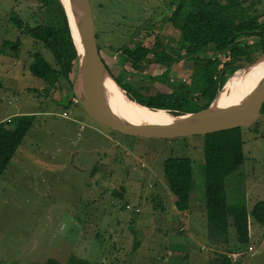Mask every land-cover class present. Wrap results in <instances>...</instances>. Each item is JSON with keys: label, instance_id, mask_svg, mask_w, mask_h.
<instances>
[{"label": "rangeland", "instance_id": "1", "mask_svg": "<svg viewBox=\"0 0 264 264\" xmlns=\"http://www.w3.org/2000/svg\"><path fill=\"white\" fill-rule=\"evenodd\" d=\"M89 2L104 63L114 75L121 68L132 71L126 60L120 66L111 46L126 42L136 28L138 35L151 23L159 30L166 0ZM12 12L32 27L52 22L50 10L35 0H0V118L9 124L29 120L20 125L21 141L0 174V264H45L47 258L62 261L69 254L97 264H206L227 248L241 253L233 264H264V221L248 217L247 229L240 233L230 218L226 246L214 243L208 233L201 134L140 137L93 120L71 102L67 87L29 72L33 50L46 59L51 54L30 34L18 31ZM162 28L174 33L166 23ZM16 35L21 41L14 56L1 41H13ZM143 43L149 45L151 38ZM217 57L219 65L224 57ZM181 66L180 60L173 62L168 76L184 77ZM158 71L153 64L140 70ZM136 80L127 82L134 85ZM152 87L163 90L164 84ZM17 109L35 112L11 115ZM62 110L67 114L62 116ZM263 129L264 112L240 127L245 160L225 178L227 202L244 204L246 211L255 199H264V137L258 136ZM167 155L191 159L192 187L186 193L174 195L166 187L161 167ZM97 159L100 165L92 173ZM247 244L253 249L247 250Z\"/></svg>", "mask_w": 264, "mask_h": 264}, {"label": "trees", "instance_id": "2", "mask_svg": "<svg viewBox=\"0 0 264 264\" xmlns=\"http://www.w3.org/2000/svg\"><path fill=\"white\" fill-rule=\"evenodd\" d=\"M35 1L39 7L46 6L50 10V25L37 24L32 27L13 12L11 20L21 34H30L37 43L46 47L51 57L46 59L39 49H35L26 67L32 75L45 78L50 84L67 87L72 97L71 80L76 56L64 9L59 0ZM165 7L166 17L160 20L159 30H154L151 23L145 32L138 35L136 28L126 42L118 47L111 46L118 55L120 66L126 60L132 71L121 68L114 75L105 64L114 81L140 104L164 109L174 115L203 108L211 101L227 75L264 52V0H166ZM155 18L150 16L152 21ZM165 23L174 31L175 34H172L175 37L163 31L162 25ZM97 34L95 32V39ZM146 37L151 38L149 45L143 43ZM20 41L16 35L13 41L2 39L1 44H8L16 56ZM96 43L100 50L97 40ZM218 55L224 57L219 65L215 62ZM176 60L182 63L184 77L170 80L167 70ZM146 64L159 67L160 73H141V67ZM131 77L137 79L136 84H128ZM155 82L164 84V89L155 90L152 87ZM263 112L264 101L260 114ZM24 120L28 124L26 118L10 124L9 121L0 120V174L21 141L24 130L19 127ZM240 127L201 134L205 225L214 243L222 246L228 244L226 236L230 218L241 229L240 233L246 231L248 217L256 223L264 221L263 198L255 199L248 211L244 204H229L226 200L225 178L245 160ZM258 136L264 137V129ZM97 160L92 166V173L100 165ZM161 171L165 185L172 194L180 195L191 189V159L188 156H165ZM233 250L227 248L224 252H215L206 264H233L227 256V252ZM44 262L97 264L77 254H69L62 261L47 258Z\"/></svg>", "mask_w": 264, "mask_h": 264}, {"label": "water", "instance_id": "3", "mask_svg": "<svg viewBox=\"0 0 264 264\" xmlns=\"http://www.w3.org/2000/svg\"><path fill=\"white\" fill-rule=\"evenodd\" d=\"M59 1L64 9L75 47V70L71 80V91L83 110L93 120L127 135L174 138L244 126L254 122L259 117L260 107L264 101V72L245 93L233 101L218 106L214 104V99L236 71L251 65L259 58H264V52L255 55L227 75L211 101L203 108L176 115L166 111L168 115L180 117L160 125L138 124L127 120L113 110L109 104L106 86L109 80L115 83L131 102L148 109L153 110V108L130 98L125 90L114 81L107 70L100 50L97 47L89 0H69L76 30V41L71 32L66 6L62 0Z\"/></svg>", "mask_w": 264, "mask_h": 264}, {"label": "bare ground", "instance_id": "4", "mask_svg": "<svg viewBox=\"0 0 264 264\" xmlns=\"http://www.w3.org/2000/svg\"><path fill=\"white\" fill-rule=\"evenodd\" d=\"M62 1L66 6L71 32L76 41V30L71 15V5L69 0ZM263 72L264 58H259L251 65L236 71L224 88L217 93L214 104L222 106L241 96L256 82ZM106 86L111 108L131 122L146 125H160L174 121L180 117L168 115L163 109L152 110L131 102L124 95L123 91L110 80L106 83Z\"/></svg>", "mask_w": 264, "mask_h": 264}, {"label": "built area", "instance_id": "5", "mask_svg": "<svg viewBox=\"0 0 264 264\" xmlns=\"http://www.w3.org/2000/svg\"><path fill=\"white\" fill-rule=\"evenodd\" d=\"M248 41H250V39ZM158 72H160V69H159ZM181 78H183V77H181ZM169 79L172 80L171 77H169ZM71 102L78 103L77 98L75 96H72L71 97ZM66 114H67V111H65V110L61 111V115L62 116L66 115ZM80 126H81V124H80ZM124 207L127 208V209L134 210V211L138 210L137 207H132L128 203H125ZM246 249L247 250H251V249H253V246L251 244H247L246 245ZM240 254H241L240 251H236V250H233L231 252H227V256L230 258L231 261L237 260V258L240 256Z\"/></svg>", "mask_w": 264, "mask_h": 264}, {"label": "crops", "instance_id": "6", "mask_svg": "<svg viewBox=\"0 0 264 264\" xmlns=\"http://www.w3.org/2000/svg\"><path fill=\"white\" fill-rule=\"evenodd\" d=\"M28 112H30V114H32L33 115V113L35 112V110H22V109H17V110H15L14 112H11V115L12 114H15V113H18V114H28ZM4 117H1L0 119L2 120ZM80 127V126H79ZM114 142H116L117 143V141H114ZM10 174H11V172H10Z\"/></svg>", "mask_w": 264, "mask_h": 264}]
</instances>
